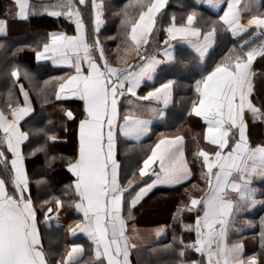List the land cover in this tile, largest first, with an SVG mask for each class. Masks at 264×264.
Listing matches in <instances>:
<instances>
[{
  "label": "snow or ice",
  "instance_id": "6c2138e0",
  "mask_svg": "<svg viewBox=\"0 0 264 264\" xmlns=\"http://www.w3.org/2000/svg\"><path fill=\"white\" fill-rule=\"evenodd\" d=\"M213 7L222 8V14L211 22L209 30L197 26L200 13L193 8L177 21L175 14L164 31L167 38L158 45L156 54L145 55L146 46L157 30L158 19L167 15L169 0H131L119 13L124 33V55L117 47L118 66L108 60L99 38L103 23V0H14L13 19L28 20L43 13L54 17H66L75 24V35L63 31L48 33L42 45L32 49L35 61L40 64L51 61L53 65H68L73 71L59 77L55 95L57 99L76 98L82 102L79 116L71 108L63 109L67 121L77 123L78 147L74 156L48 155V145L60 137L46 129L32 134H42L44 143L27 156L37 152L45 154L49 166L57 159L64 162L66 170L74 177L71 204L82 218L67 226V233H86L91 240L92 256L85 264H133L132 253L141 249L129 235V221L134 220L133 209L153 191L157 185H175L187 181L192 170L186 157L183 135L165 136L150 147L141 165L121 182V161L118 159L122 137L140 141L150 132L151 119L137 114L138 105L129 100V106L121 115L122 98L134 97L149 101L158 107L148 112L166 118L165 109L173 102L177 81L167 79L149 88L144 95L137 90L145 81H154L158 72L176 60L171 40L186 41L203 58L217 36L230 32L233 37L251 33L259 38L244 40L240 51L232 50L226 60L217 63L210 71L194 81L195 98L190 101L189 114L202 118L206 124L203 140L207 147L197 145L193 153L201 165V178L206 187L202 194H189L188 201L177 207L174 219L182 232L194 233L185 241L183 235H173L168 244L152 248L153 253L175 254L177 264H264L260 253L245 254L243 238L232 241L236 217L256 205H264V195L252 187L253 177L264 178V144L253 147L249 140L250 121H264V100L253 102L256 92L254 62L264 59V10L255 0H207ZM90 5L92 40L89 41L81 7ZM129 8L133 12H129ZM247 13V19H242ZM7 18H0V33H6ZM251 45V46H249ZM30 47V46H29ZM247 51H244V49ZM21 51L23 49H20ZM131 59V62H129ZM21 75L32 82V74L25 68L13 66L10 76L15 86ZM48 80L44 81L47 85ZM19 91L22 103L6 104L7 112L0 109V264H82L85 249L71 243L62 251L45 247L38 218L37 202L31 195V179L26 169V154L22 145L30 133L23 130L22 122L35 114L30 94L22 83ZM43 89L38 94L43 93ZM9 101L13 97L8 92ZM67 129L65 128V131ZM195 139V138H194ZM154 177V179L152 178ZM150 181V182H148ZM37 186L46 183L37 180ZM142 185V186H141ZM197 185H193L196 188ZM66 197L69 192H65ZM54 203L55 207L49 206ZM43 223L51 227L59 222L60 210L65 201L54 197L39 202ZM185 212L194 214V221L186 223ZM252 227L254 222L245 221ZM259 246L264 253V216L259 219ZM135 231L134 228L131 229ZM163 229L157 230L160 235ZM191 251L198 259H189Z\"/></svg>",
  "mask_w": 264,
  "mask_h": 264
},
{
  "label": "trees",
  "instance_id": "16d2710c",
  "mask_svg": "<svg viewBox=\"0 0 264 264\" xmlns=\"http://www.w3.org/2000/svg\"><path fill=\"white\" fill-rule=\"evenodd\" d=\"M42 2L46 4L57 3V0H42ZM130 2L131 0H103L105 9L104 24L100 29L99 38L102 41L108 60L114 66L119 64L117 60L118 46L120 47V55H124V33L119 13ZM193 8L200 13L197 26L201 27L203 31L209 30L211 22L217 20L215 14L210 13L194 0H169L167 15L158 19L157 30L150 38V43L146 46L147 51L145 53L152 52L160 44L164 37V26L170 22L173 14H175L179 22L180 18ZM14 10L15 6L12 0H0V18L8 19L7 34L0 36V109H4L7 112L6 104L8 102L15 104L19 101L22 103L23 96L19 91V83H22L30 94L31 105L35 110L34 115L22 122L23 130L30 133L29 140L23 145V151L26 156L27 153L44 143L45 138L42 134L32 133L39 129H46L48 132H53L60 137L58 142L48 145L49 157H72L77 151L75 138L77 123L67 121L63 116V109L71 108L79 116L82 108L81 102L55 99L58 81L50 79L51 77L63 76L71 72V70L53 67L48 63L37 64L32 49L46 42L48 39L47 34L50 31L59 30L67 34H73L75 25L63 16L54 18L43 13L42 10L40 14L31 16L28 20L13 19L12 11ZM128 10L129 12L134 11L131 8ZM261 10H264V0ZM81 11L88 38L91 41L92 21L90 5L88 8L81 7ZM250 36L251 33L249 32L234 39L229 32L220 33L215 40L213 49L209 52L203 64L198 63L197 58L191 52L183 49L178 50L175 62L163 74L159 75L156 80V82H160L162 79H175L177 81L173 92V103L167 109L166 119L163 123L153 126L151 134L139 143L126 142L121 139L118 159L121 161L120 174L122 183H126L127 178H131L132 173L141 165L142 159L154 141L161 135L172 136L181 134L184 136L186 140V156L192 170L190 180L171 190L174 192L173 194L179 193L180 196L170 197L165 202L164 210L160 214H156V218L164 225L165 236L155 243L139 247L141 249L139 252L134 251L131 257L133 264H177L178 257L175 254L153 253L151 249L170 243L173 235H183L186 242L194 238V233L182 232L180 222L174 219L177 214V207L188 201L189 194L200 195L206 187L201 178L200 161L193 156L197 145L207 147V142L203 140V124L200 122L196 123L193 120L190 121L192 115L189 114L190 101L195 98L194 81L199 79L201 74L210 71L217 63L233 55L232 50L234 48L235 51H240V45ZM258 39L255 37L251 40L256 42ZM20 49L23 50L21 51ZM246 50L245 48L244 51ZM13 66H19L21 73L26 68L33 76L32 82L24 79L23 75H21L18 83L14 86L13 80L15 78L10 76ZM45 80L49 81L47 85L44 84ZM41 89L44 90L43 93L38 94ZM9 90L13 93L11 101H9L8 97ZM65 128L67 129L66 131ZM248 134L252 146L264 144V121H250ZM25 163L32 182L31 195L33 200L37 202L39 209L37 215L41 222L39 226L44 245L46 248L51 246L53 251H62L66 245L74 242L66 231L68 224L81 219L75 208L69 206L73 197L68 186L71 185L74 177L66 170L64 162L59 159L49 166L46 163L43 152H37L34 156H27ZM0 174H3L2 166H0ZM37 180H43L46 183H41L37 186ZM193 185H197V187L193 188ZM252 187L256 188L259 193H264V179L252 183ZM66 191L69 192L68 197L64 195ZM155 194L149 198L155 197ZM54 197H60L65 201L63 211L67 218V224L63 228L51 227L47 229L42 221L43 212L46 208H40L39 202ZM257 199H264V195L258 194ZM148 200H145L143 205L147 204ZM50 205H54V203ZM137 210L138 208L136 209V207L133 209L134 220L129 221V223L135 221ZM261 216H264V205H256L251 210H245L238 215L234 228L241 231L240 233L233 232L231 240L236 241L242 237L245 244V254L260 253V258L264 259V253L260 252L258 238L260 230L259 219ZM138 219L141 221L140 217ZM183 219L186 223H192L194 214L185 212ZM245 221L254 222V226L249 227ZM77 241L83 243L85 254L82 258V263H85L92 256V244L84 238H79ZM186 255L189 259L199 258V254H193L191 251L187 252Z\"/></svg>",
  "mask_w": 264,
  "mask_h": 264
},
{
  "label": "crops",
  "instance_id": "0c3cea01",
  "mask_svg": "<svg viewBox=\"0 0 264 264\" xmlns=\"http://www.w3.org/2000/svg\"><path fill=\"white\" fill-rule=\"evenodd\" d=\"M12 1L14 2V0H12ZM194 1L197 4H200L201 6H203L205 9H207L210 13L215 14L217 18H218L219 14H222V8L226 6V4H221L220 7H213L212 5L208 4L207 0H194ZM98 2H99V0H98ZM243 3H244V0H242V4ZM255 3H256L257 7L262 8L263 0H255ZM104 12H105V9H103V17H102L103 23L101 24L100 29L103 27V24H104ZM242 19L243 20L247 19V13H242ZM166 26L167 25L164 26V29H165ZM7 31H8V29H6V33H0V36L6 35ZM53 31H59V30H53ZM53 31H50L49 33L53 32ZM75 34L76 33L74 31L73 34H68V35H75ZM229 34H230V36L232 38L235 39V38L243 36L246 33H242V34H240V36H237V37H233L230 32H229ZM92 36H93V33H92ZM166 38H167V36H166L165 31H164V37L160 41V44H159L160 47H163L162 42ZM250 38L252 39V38H255V37L251 35L249 38H247V40L250 39ZM170 42L173 45L175 57L177 55V51L178 50H180V49L187 50V51L191 52L194 55V57L197 58L198 63H200V64L204 63V61L207 58L209 52L213 49V47L215 45V42H214V44L209 48V50L207 51L205 56L203 58H198L197 54L195 53V50L186 41L171 40ZM157 47L155 48V50H152V52L145 53V55L152 56V55L156 54ZM129 62H131V59H130ZM41 63H48V64H50L53 67L67 68V69H70L71 71H73V69H71L70 66H68V65H53L51 63V61H44V62H41ZM172 64L173 63H169L166 66H161V68H163L164 70L158 72L157 77L159 75L163 74V72L167 68H169ZM254 70L256 71V77H255L256 92H255V95L253 97V102L257 103L259 105L260 102L264 98L263 97L264 96V59L257 58V60L254 62ZM157 77H156V79L154 81H145V83L141 86V88H139L137 90L138 95H144L149 90L150 87L155 86L158 83L163 82V81L166 80V79H162V80H160V82H156ZM55 99H57L56 95H55ZM57 100H65V99L61 98V99H57ZM129 100H131L135 105L139 106L137 108V114L141 115L143 118L151 119L150 132L146 136L142 137L140 141H136V140H134L133 138H130V137H122L121 138L123 141H126V142L139 143L142 140L146 139L151 134V132L153 131V126L163 123L166 118H160L159 116H154L152 113L147 111V109L149 107H158V105L152 104L149 101H139L136 98L131 97V96H128L127 98H122L121 115L124 114L125 109L129 106ZM67 101H79V100L76 99V98H69V99H67ZM79 102H81V101H79ZM172 103L165 109L166 115H167V109L172 105ZM81 106H82V102H81ZM6 114H8L9 118H10V113L6 112ZM190 119H191L190 121L193 120L196 123L200 122L201 124H203V134H204V131H205V128H206V124L204 123L202 118L196 117L194 114H192ZM0 134H2V133H0ZM174 135H181V134H174ZM174 135H172V136H174ZM75 138H76L77 147H78L77 125H76ZM158 138H160V137H158ZM156 140L154 141V143L156 142ZM184 143H185V146H186V140H184ZM255 146L256 145H254L253 147H255ZM22 149H23V145H22ZM191 177H192V175L190 176V178L188 180H190ZM152 178L154 179V177H152ZM262 179H264V178H262L260 176H255V177H253V183L257 182L259 180H262ZM187 181H183V182L175 184V185H157L153 189V191L141 202V204L136 207V209L138 208V210H137V214L135 216V221L129 223V227H130L129 235L133 237V242L136 243L138 245V247H142V246H145V245H150L152 243H155V242L159 241L160 239H162L165 236L164 225L162 224V222H160V220H158V218H156L157 217L156 214H160L164 210L165 202H167L170 197H173V196H176V197L178 196L179 197L180 196L179 193L173 194L174 192L171 191V190L175 189L176 187H179L181 184H183L184 182H187ZM148 182H150V181H148ZM154 194H155V197L149 198L150 196H153ZM147 199H149L147 201L148 203L151 200L152 201L154 200V203L151 205V207H153V210H151V211H145L144 210V208L148 205V203L145 204V205H143V203ZM177 199H179V198H177ZM161 201H163V203H161ZM176 202H175V205H176ZM50 206L55 207V205H50ZM80 216L82 218V214H80ZM138 217H140L141 221L138 219ZM42 221H43V219H42ZM66 224H67V218H66V216L64 214V211H63V208H62L60 210V213H59V222L57 223V221L54 219L51 222V227L63 228V227L66 226ZM43 225H44V223H43ZM45 228L49 229V227H46V226H45ZM132 228L135 229L134 232L131 231ZM158 229H163L164 231H162L160 235H157L156 233H157ZM69 235L74 240L73 243H78V244H81L82 246H83V243H81V241H77L79 238H84L87 241L91 242V240L88 238L87 234L83 233V232H78L75 235H72V234H69ZM91 244H92V242H91ZM92 248H93V245H92ZM82 264H85V263H82Z\"/></svg>",
  "mask_w": 264,
  "mask_h": 264
},
{
  "label": "rangeland",
  "instance_id": "374dc122",
  "mask_svg": "<svg viewBox=\"0 0 264 264\" xmlns=\"http://www.w3.org/2000/svg\"><path fill=\"white\" fill-rule=\"evenodd\" d=\"M264 97V96H263ZM263 100H264V98H263ZM154 203V200L152 201H150L149 203H148V205L144 208V210L145 211H151V210H153V207H151V205Z\"/></svg>",
  "mask_w": 264,
  "mask_h": 264
},
{
  "label": "built area",
  "instance_id": "2783aa9c",
  "mask_svg": "<svg viewBox=\"0 0 264 264\" xmlns=\"http://www.w3.org/2000/svg\"><path fill=\"white\" fill-rule=\"evenodd\" d=\"M75 25V24H74Z\"/></svg>",
  "mask_w": 264,
  "mask_h": 264
}]
</instances>
